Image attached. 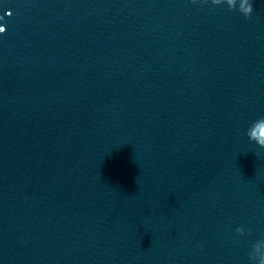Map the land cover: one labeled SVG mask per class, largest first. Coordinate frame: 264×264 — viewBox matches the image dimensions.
<instances>
[{"label": "water", "instance_id": "1", "mask_svg": "<svg viewBox=\"0 0 264 264\" xmlns=\"http://www.w3.org/2000/svg\"><path fill=\"white\" fill-rule=\"evenodd\" d=\"M251 2L245 20L189 0H0V264H248L264 234Z\"/></svg>", "mask_w": 264, "mask_h": 264}, {"label": "clouds", "instance_id": "2", "mask_svg": "<svg viewBox=\"0 0 264 264\" xmlns=\"http://www.w3.org/2000/svg\"><path fill=\"white\" fill-rule=\"evenodd\" d=\"M191 4H210L213 7L225 5L228 11H237L245 20H247L253 11V5L251 0H229V3L224 4L221 0H189ZM5 32L4 27H0V34ZM245 135L249 142L254 143L258 148L264 150V117H260L253 121ZM251 235V232H245L242 227L235 229V236L237 238ZM248 264H264V234L251 245L250 250L247 253Z\"/></svg>", "mask_w": 264, "mask_h": 264}]
</instances>
